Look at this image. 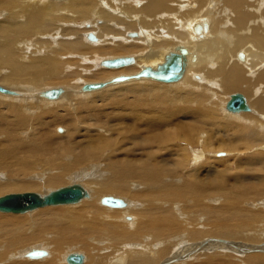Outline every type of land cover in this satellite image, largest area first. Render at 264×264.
I'll use <instances>...</instances> for the list:
<instances>
[{
	"label": "bare ground",
	"instance_id": "6f19581e",
	"mask_svg": "<svg viewBox=\"0 0 264 264\" xmlns=\"http://www.w3.org/2000/svg\"><path fill=\"white\" fill-rule=\"evenodd\" d=\"M114 8L135 21L120 19ZM216 13L231 23L223 25L229 26L225 36L219 29L220 39L214 40ZM99 16L107 21L115 17L124 29L114 31L103 21L98 28L92 26L96 35L90 33V39L96 37L95 42L83 40L82 30ZM85 17L90 20L82 22L80 30L75 24ZM57 21L68 24L59 30L54 26ZM130 29L136 33L127 36ZM151 30L159 33L154 39ZM34 36L32 44L29 39ZM65 36L69 38L62 39ZM211 39L206 47L205 40ZM202 49L208 50L200 60ZM182 50L184 69L176 79L139 75L145 68L161 70ZM126 52L132 54L98 56ZM120 56H131L133 61L119 67L102 65V60ZM0 71V86L6 90L0 91V144L4 143L0 193L55 185L33 191L43 196L59 188L71 169L86 178L91 174L87 169L97 173V178L86 179V185L73 182L86 191L76 202L0 211V264H61V258L74 264L67 261L71 253L82 256L77 264H264L261 149L233 156L234 170L224 176L217 174L211 161H201L199 167L205 171L200 174L196 169L186 171V154L171 160L167 148L160 153L167 137L164 130L148 128L147 136L132 137H140L135 148L140 152L131 149L130 160L116 155L117 149L124 154L119 138L115 142L116 133L103 137L112 129L103 121L108 114L103 106L128 109L135 121L143 120L144 107L155 106L162 115L182 113L192 119L186 127L179 121L187 141L193 140L186 129L198 130L201 144L209 143L212 149L226 143L232 151H246L264 144V0H0ZM123 75L127 78L115 80ZM79 76L100 80H79ZM63 80L80 84L35 87ZM95 82H102L103 88L86 87ZM51 89H58L55 97L45 95ZM231 92L244 96L245 109L227 108ZM97 110L102 112L99 116ZM160 114L153 113L152 119L167 126L174 120ZM83 116L88 117L86 126L94 125L89 132L101 128L104 132L95 138L90 134V140L82 142L80 135L62 138L64 134L52 131L63 124L74 135L76 119ZM222 123L232 130L226 140L212 130ZM28 127L30 133L23 137L20 132ZM238 141L240 146H235ZM209 171H214V178L201 177ZM110 193L121 197L106 195ZM107 197L120 200V205L105 203ZM72 243L82 251L62 255V245ZM34 244L39 247H30ZM34 250L43 253L31 256Z\"/></svg>",
	"mask_w": 264,
	"mask_h": 264
},
{
	"label": "rangeland",
	"instance_id": "374dc122",
	"mask_svg": "<svg viewBox=\"0 0 264 264\" xmlns=\"http://www.w3.org/2000/svg\"><path fill=\"white\" fill-rule=\"evenodd\" d=\"M97 2H100V0H97ZM136 3V2H135ZM208 2H206V4H207ZM104 9H105V7H103ZM115 9H117V8H114V10ZM113 9H112V12H113V14L114 15H117L120 19H125L124 21H130V19L131 20H134L135 21V19L133 18V17H130V15L129 14H126V13H124L123 11H118L119 10V8L117 9V10H115L114 11ZM192 16V15H191ZM127 17V18H126ZM102 18V19H101ZM100 18V16L99 17H97V19L95 18L94 20H95V22L93 21V23L91 24V27L90 28H88V30L87 29H85L82 25L83 24H86V22H89V20H87L88 19V17L86 18H84V19H80V20H78L79 22H77L76 24H75V26L76 27H79V29L80 30H82L83 28V32H81V34L80 35H82V38H83V40L86 38V40H89L88 42H95V39H96V37H95V39L94 40H92V39H90V33H93L92 35H96V34H94V32H93V29L95 28V27H97V26H99V23H104L103 21H106L107 23H109V26L114 30V31H118V30H123L124 28L123 27H121L122 25H120V23L119 24H117L118 23V20L114 17V18H112V16L110 17V22L109 21H107V20H104V18L103 17H101ZM129 19V20H128ZM85 20H87V21H85ZM111 20H112V22H111ZM215 20H216V28L215 29H213V33H214V35H215V37L213 38L214 40L216 39H220L219 38V35L221 34V32H218V30L219 29H222L223 31H222V36L221 37H224L225 36V32L227 31L226 30V28L228 29L229 28V26L227 25L226 27H223V25L227 22V23H231L227 18L225 19V18H223V15L221 14V15H218L217 13H216V16H215ZM82 22H84L83 24H81ZM97 22H98V24H97ZM68 24V23H67ZM67 24H65L63 21H57L55 24H54V26L55 27H58L57 29H59V30H61V28L63 29L64 28V26L66 27L67 26ZM70 24H73V23H71L70 22ZM96 24V26H93V25H95ZM221 24V25H220ZM62 25H64L63 27H62ZM87 26V25H86ZM88 26H89V24H88ZM94 28H93V27ZM69 28H72V26H69ZM98 28V27H97ZM58 30V31H59ZM87 30V31H86ZM139 30V29H138ZM215 30V31H214ZM224 30H226V31H224ZM95 31V30H94ZM132 31V32H131ZM154 30H151L150 31V36H152L151 38L152 39H154V37H156L157 35H159V33H157V32H153ZM184 31V30H183ZM85 32V33H84ZM98 32V31H97ZM137 32H139V31H137ZM152 32V33H151ZM47 33V34H46ZM134 33H136V31L134 30V29H130V31L129 30H127V36H128V34H130V35H134ZM44 35H45V37H49L50 36V34L48 33V32H44L43 33ZM156 34V35H155ZM47 35V36H46ZM52 35V34H51ZM115 35V34H114ZM120 35V34H119ZM38 37H41V38H38V39H42L44 36H38ZM36 37L34 36V38H31V39H33V40H31V39H29L30 40V42L32 43V44H34L33 43V41L35 42V39ZM67 39V38H69V36H65V37H63L62 39ZM37 39V40H38ZM112 39H115L114 37L113 38H111V40ZM213 39H211V40H208V41H206L205 40V45H206V47H207V42H211V41H214ZM114 41H116V40H114ZM175 44V43H174ZM173 45V44H172ZM167 46H171V44H166L164 47H167ZM163 47V48H164ZM215 48H216V46H215ZM207 50L208 49H202V52H203V56L201 57V59L200 60H203L204 58H205V55L207 54ZM108 54V55H107ZM110 53H105V54H103V55H99L98 54V56H100V57H105V56H114V55H121V54H132V53H128V52H126V53H115V54H110ZM209 55H210V57H212V54H211V52H209ZM97 56V57H98ZM99 57V58H100ZM91 59H93V58H90V60ZM94 59H96V58H94ZM214 59V58H213ZM212 59V60H213ZM94 63V62H93ZM94 65L95 64H93V65H91V68H93L94 67ZM191 66H195V65H191ZM98 68H100V67H98ZM103 69H105V68H103ZM123 69V68H122ZM109 70H111V69H109ZM1 72V71H0ZM93 75H91L90 77H92ZM88 77V76H87ZM77 80H78V78H77ZM79 80H100V79H94V78H87V79H85V77L84 78H82V77H80L79 76ZM126 81V80H125ZM149 81V80H148ZM122 82H124V81H121V82H117V83H114V84H112V85H115V84H120V83H122ZM180 82V81H179ZM176 83H178V82H176ZM80 84L79 82H69V81H66V80H63V81H60V82H53V83H51V82H46V83H44V84H42V86L41 85H39V86H35L36 88H44V87H49V86H53V85H71V86H74V87H77L78 85ZM172 84H175V83H172ZM111 85V84H110ZM171 85V84H170ZM27 86H29V85H27ZM101 88H103V87H101ZM100 88V89H101ZM93 91H96V90H93ZM236 90H234L233 92H235ZM63 92V90L61 91V93ZM89 92H91V91H89ZM233 92H231V93H233ZM75 95H76V93H74ZM81 94H84V93H81ZM227 99H228V97H227ZM47 104H52V103H47ZM103 109H107V110H105V112L107 111V113L109 114H107V117H104V119H103V121H104V123H106L107 122V124H110V126H112V129L111 130H108L107 132V134L108 135H103V137H107V136H109V138L110 137H114V139H115V142L117 141L116 139H118L119 138V143H120V146H122V148H121V150L124 152V154L122 155V152L119 150V149H117V152H116V155L118 156V157H123V158H125V159H127V160H130V158H132L133 156H132V153H129L130 152V150L131 149H134L133 150V152H135L136 153V151H137V153H139L140 151L139 150H136L135 148H136V144H138L139 142H140V137H137L136 138V140H133V138L132 137H135V135L136 136H147L148 135V133H145L147 130H148V128H152V129H158V130H160V131H162V130H164V132H165V135L167 136L166 137V139H164V141H165V143H163L164 145H162L163 147H161V149H160V153H162L164 150H166V148H167V150L169 151V153L171 154H169V158L172 160H174V158L175 159H177L176 157H179V156H181V155H185L186 154V156H187V167H188V169H186V171H190L191 169L192 170H195L196 169V171H198V170H200V172L198 171V173H200V174H202L204 171H205V169H202V167H199L200 166V164H201V161L203 160V162L204 161H211L213 164L212 165H216V171H217V174H219V175H226V176H230L231 174H232V171L234 170L233 168H234V164H233V160H232V158H233V156H239V157H242L244 154H248V153H253L254 151L256 152V150H258V149H261L260 150V152H264V144L263 143H260L259 144V146L260 147H256V145H251L249 148L251 149H247L246 151H244V149H241V150H239L238 148H236L237 150H234V151H232V149H230L229 147H228V145L229 144H226V143H223L221 146H219V148L218 149H212L211 148V144H204V145H202L201 143H202V135H200V136H197L198 135V133H199V131L198 130H193V131H189V130H187L186 129V133H187V135L189 136V138L191 139V140H193L192 142L191 141H187V140H185L184 138H183V133L180 131V129H179V125H180V123H182V122H184L185 123V127L186 126H188V124H190V122H191V118H189V116L188 115H182V113L180 114V115H171V116H166V115H162V114H160V113H158V108L157 107H155V106H153V107H150V106H147V107H144L143 108V114H142V121H140L141 119H139L138 121H135V117L129 112V110L127 109V110H114V109H112V107L110 106L109 107V105H105V106H103ZM71 112H74V111H72V110H70ZM81 111V110H80ZM117 111V112H116ZM78 112H79V110H78ZM76 113V114H79V113ZM97 113H98V116L102 113V112H100L99 110H97L96 111ZM153 113H157V114H160V115H162L165 119H167V120H170L171 118H174V120L173 119H171V123L167 126L165 123H164V121L163 120H161V119H152V114ZM76 114H74L75 116H76ZM224 113H221V112H219V117L220 118H223L224 117V115H223ZM121 116V117H120ZM222 116V117H221ZM176 117V118H175ZM110 118V119H109ZM113 118V119H112ZM107 119V120H106ZM187 119V120H186ZM117 122H116V121ZM128 120V121H127ZM178 120V121H177ZM195 120V122L197 121V119H194ZM224 121L226 120V119H223ZM109 121V122H108ZM145 121H147V123H144ZM174 121V122H173ZM179 121H180V123H179ZM88 122V117L87 116H83V117H81V118H79V117H77V119H76V122H75V127H76V131H74V132H76V134H74V135H72L71 134V131L70 130H67V127L68 126H66V125H63V124H60V125H56L54 128H52V131L54 130V133H56V134H64L63 135V137L62 138H64L65 136H68V138H74V137H76V136H78V135H80L83 139H79V140H82V142H85V141H88V139L90 140V134H93L94 135V138L97 136V135H99V133L100 134H102L103 132H104V130L101 128V129H99V131L97 130V129H95L94 131H92V132H89L93 127H94V125H92V124H90L89 123V126H86V123ZM112 122V123H111ZM138 123V124H137ZM179 123V124H178ZM197 123V122H196ZM134 124V125H133ZM145 124V125H144ZM122 125V126H121ZM139 125V126H138ZM137 126H138V129H137ZM92 127V128H91ZM117 127V128H116ZM139 127H140V129H139ZM146 129H145V128ZM90 130H89V129ZM115 128V129H114ZM61 129V130H60ZM89 130V131H88ZM113 130V131H112ZM135 130H136V134H135ZM139 130H141L140 132H139ZM168 130L170 131V135L168 134ZM212 130H213V133L216 135V137L217 138H223L224 140H226V139H228L227 138V136H230L231 134H232V130L231 129H229V127H228V124H225V123H222V124H217V125H215V126H213L212 127ZM227 130H228V132H227ZM115 131H117V132H115ZM156 131V130H155ZM159 131V132H160ZM102 132V133H101ZM113 132V133H112ZM152 132H154V131H152ZM151 132V133H152ZM29 133H30V130H29V127L26 129V130H24V132H23V130L20 132V134H22V136L23 137H26V136H28L29 135ZM110 133H112V134H110ZM114 133H116V134H114ZM143 133V134H142ZM145 133V134H144ZM179 133V134H178ZM182 133V134H181ZM114 134V136H112ZM179 135H181V137L180 138H178V136ZM131 136V137H130ZM177 136V137H176ZM155 137H157V136H155ZM139 139V140H138ZM195 139V140H194ZM157 140L158 141H160V138L159 137H157ZM200 140V141H199ZM231 140V139H230ZM134 141V142H133ZM157 141V142H158ZM199 141V142H198ZM61 142H63L62 140L60 141V143ZM55 143V145H56V142L54 141L53 142V144ZM238 143V144H237ZM237 143H235L234 142V144H236L235 146H240V144L239 143H241V141H238ZM3 142L1 141V144H0V146H3ZM168 146V147H167ZM177 146V147H176ZM197 149V150H196ZM173 150V151H172ZM200 151L202 154L200 155V156H198L199 154H196L197 152L196 151ZM263 150V151H262ZM244 151V152H243ZM196 152V153H195ZM118 153H121L120 155L118 154ZM173 153V154H172ZM214 153H219L218 154V156H217V154L216 155H214ZM237 153V155H235ZM131 154V156H129ZM176 154V155H175ZM196 154V155H195ZM174 155V156H173ZM192 155H194V156H192ZM129 156V157H128ZM214 156H217V157H214ZM245 156V155H244ZM141 156L139 155V158H140ZM144 158L146 159V156H144ZM207 158V159H206ZM228 158V159H227ZM195 159V160H194ZM221 160L223 161V162H221ZM224 160L226 161V163L225 164H227L226 166H225V164H224ZM218 161V162H217ZM220 161V162H219ZM228 161V162H227ZM230 162V163H229ZM194 163V164H193ZM230 164V165H229ZM246 164V163H245ZM221 166V167H220ZM225 169H224V168ZM245 167H247L246 165H245ZM194 168V169H193ZM226 168H227V170H226ZM218 169H219V171H218ZM223 169V170H222ZM229 169V170H228ZM78 169H71V170H69L68 172H66V175L64 176V178L65 179H63L62 181H63V183H61V185H58L59 187L60 186H62V185H66V184H70V183H73V182H80L81 184H85V182H86V179L87 178H91L92 176L93 177H96L97 178V173H92V172H94L95 170H93V169H87V172L89 173H91L90 175H88L87 176V178H86V176L84 177V176H80L81 174H80V170L79 171H77ZM91 170H93L92 172H91ZM202 170V171H201ZM228 171V172H226V171ZM72 171V172H71ZM223 171V172H222ZM209 173H211V174H209ZM212 174H214V171H209V172H207V173H204L203 175H201V177H204V178H206V177H211V178H214V175H212ZM206 176V177H205ZM86 185V184H85ZM230 185V184H229ZM55 188V185L54 186H51V185H45L44 187H39V189H25V190H12V191H6V192H3V193H0V196L1 195H4V194H6V193H10V192H22V191H36V192H44V191H46L47 189L48 190H50L49 188ZM57 188V187H56ZM105 195V194H104ZM106 195H111V196H115V197H121V195H119V194H114V193H110V194H106ZM122 198H124L123 196H122ZM261 199V197H257L256 198V200L257 201H259ZM84 200V199H83ZM101 202V201H100ZM80 203V202H79ZM251 203H253V201H251ZM78 204V203H77ZM127 220H129V218H127ZM41 247H45V246H42V245H40ZM30 247H39V245H32V246H30ZM25 248H29V246L27 247H25ZM62 248H63V250H62V255L64 254V253H67V252H69V251H72V250H79V251H82L81 249H78V247H76V246H74V243H72V245H62ZM200 252V251H199ZM261 253V252H260ZM44 258H46V257H44ZM44 258H42V259H44ZM184 259V258H183ZM36 260H40V259H36ZM61 264H65L64 262H63V258H61Z\"/></svg>",
	"mask_w": 264,
	"mask_h": 264
},
{
	"label": "water",
	"instance_id": "95a60500",
	"mask_svg": "<svg viewBox=\"0 0 264 264\" xmlns=\"http://www.w3.org/2000/svg\"><path fill=\"white\" fill-rule=\"evenodd\" d=\"M201 27L196 25L195 30L199 32ZM185 51V50H184ZM184 51L181 54H174L171 58L164 64L163 68L159 71H151L149 68L143 69L139 75L148 76L161 81H171L180 76L184 69ZM133 58L131 56H120L112 59L102 60V65L107 67H119L127 63H131ZM127 76L116 77L115 80H124ZM103 86L102 82L88 83L87 88L95 89ZM0 91L5 92L6 90L0 86ZM58 93V89H51L45 92L48 97H55ZM229 109H240L246 108L244 96L241 93H233L226 104ZM86 195L85 189L78 183H73L70 185L61 186L47 193L46 195H39L33 191L25 192H13L7 193L0 196V211L6 212H24L35 207L44 205H54L63 203H73L78 201ZM105 203L109 205H120V200L116 198H105ZM40 250H34L31 256H37L42 254ZM67 261L70 263H80L82 261V256L78 253H71L67 257Z\"/></svg>",
	"mask_w": 264,
	"mask_h": 264
}]
</instances>
